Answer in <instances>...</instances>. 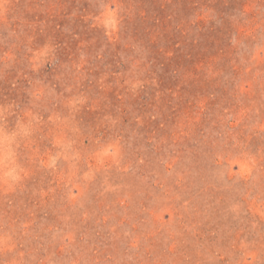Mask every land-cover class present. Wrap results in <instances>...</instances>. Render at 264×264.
<instances>
[{
    "label": "rangeland",
    "instance_id": "1",
    "mask_svg": "<svg viewBox=\"0 0 264 264\" xmlns=\"http://www.w3.org/2000/svg\"><path fill=\"white\" fill-rule=\"evenodd\" d=\"M6 2L0 104L41 119L0 264H264V0Z\"/></svg>",
    "mask_w": 264,
    "mask_h": 264
},
{
    "label": "clouds",
    "instance_id": "2",
    "mask_svg": "<svg viewBox=\"0 0 264 264\" xmlns=\"http://www.w3.org/2000/svg\"><path fill=\"white\" fill-rule=\"evenodd\" d=\"M0 8L6 11V0H0ZM52 50L51 45H45L35 51L36 56L34 58L38 59L40 54L46 56ZM48 62L45 60L43 63H35L33 64V68L39 70ZM129 84L133 90L143 86L139 80H130ZM43 91V87H38L33 95L39 97ZM86 102L87 98L83 96H74L68 100V104L71 107H76ZM14 115H16V111L13 103L0 104V187L9 191L13 190L29 175V168L20 162L19 150L33 136L34 126L41 119L38 114L31 110H25L10 123L9 117ZM48 118L49 120H54L57 117L50 115ZM60 145L61 140L59 138L53 141V146L59 147ZM110 147L115 149V154H118V142L113 143ZM56 163L57 161L53 157L52 162L47 164V166L55 167Z\"/></svg>",
    "mask_w": 264,
    "mask_h": 264
}]
</instances>
